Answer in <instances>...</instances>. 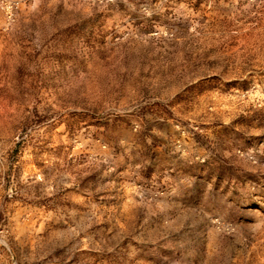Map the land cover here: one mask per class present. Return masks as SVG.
Instances as JSON below:
<instances>
[{"label": "rangeland", "instance_id": "rangeland-1", "mask_svg": "<svg viewBox=\"0 0 264 264\" xmlns=\"http://www.w3.org/2000/svg\"><path fill=\"white\" fill-rule=\"evenodd\" d=\"M0 264H264V0H0Z\"/></svg>", "mask_w": 264, "mask_h": 264}]
</instances>
